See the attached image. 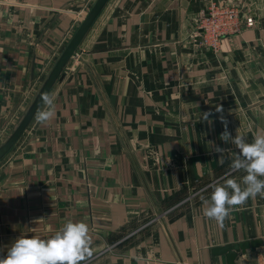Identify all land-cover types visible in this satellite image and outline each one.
<instances>
[{
	"label": "crops",
	"instance_id": "obj_1",
	"mask_svg": "<svg viewBox=\"0 0 264 264\" xmlns=\"http://www.w3.org/2000/svg\"><path fill=\"white\" fill-rule=\"evenodd\" d=\"M94 1L0 0V144ZM211 2L254 20L216 51L194 37ZM76 54L53 119L34 116L0 161V257L71 220L89 225L87 264H226L214 248L253 240L236 264H264V196L222 226L203 214L214 184L245 174L220 117L249 143L264 130V0H109Z\"/></svg>",
	"mask_w": 264,
	"mask_h": 264
},
{
	"label": "clouds",
	"instance_id": "obj_2",
	"mask_svg": "<svg viewBox=\"0 0 264 264\" xmlns=\"http://www.w3.org/2000/svg\"><path fill=\"white\" fill-rule=\"evenodd\" d=\"M40 99L44 108L36 112L35 119L46 124L55 116V96L42 93ZM222 111L220 106L216 107V112ZM211 115L203 113L202 119L207 121ZM220 119L224 125L220 138L225 144L231 141L239 150L230 168L232 172L245 173L239 182L225 178L222 184H214L210 199L204 201V216L222 226L235 207L244 205L249 198L264 196V130L255 132L249 143L244 136L233 137L227 121L223 116ZM224 150L214 148L220 156ZM89 233L87 223L69 220L50 238L20 236L12 242L6 256L0 257V264H87L94 254Z\"/></svg>",
	"mask_w": 264,
	"mask_h": 264
},
{
	"label": "water",
	"instance_id": "obj_3",
	"mask_svg": "<svg viewBox=\"0 0 264 264\" xmlns=\"http://www.w3.org/2000/svg\"><path fill=\"white\" fill-rule=\"evenodd\" d=\"M109 0H95L91 8L82 19L78 27L76 28L74 34L66 44L65 48L58 56L53 67L47 74L46 78L40 85L39 89L35 93L25 112L20 117L17 124L0 144V161L11 151V149L16 145L18 140L21 138L23 133L26 131L31 121L33 120L36 112L42 106L41 94L50 93L61 74L69 64L72 59L77 58V50L86 36L87 32L90 30L106 4ZM261 241L253 240L249 242H240L237 244L226 245L212 250V254L215 256H224L226 264H236L238 258L243 256L246 251H254Z\"/></svg>",
	"mask_w": 264,
	"mask_h": 264
},
{
	"label": "built area",
	"instance_id": "obj_4",
	"mask_svg": "<svg viewBox=\"0 0 264 264\" xmlns=\"http://www.w3.org/2000/svg\"><path fill=\"white\" fill-rule=\"evenodd\" d=\"M253 26L254 20L244 16L238 6L211 2L197 22L194 37L200 38V44L207 49L216 51L221 38L238 34L243 27Z\"/></svg>",
	"mask_w": 264,
	"mask_h": 264
}]
</instances>
